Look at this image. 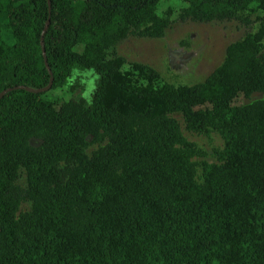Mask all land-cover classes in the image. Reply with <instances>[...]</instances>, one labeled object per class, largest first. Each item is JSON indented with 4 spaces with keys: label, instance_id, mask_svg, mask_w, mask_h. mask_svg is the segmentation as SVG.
<instances>
[{
    "label": "trees",
    "instance_id": "1",
    "mask_svg": "<svg viewBox=\"0 0 264 264\" xmlns=\"http://www.w3.org/2000/svg\"><path fill=\"white\" fill-rule=\"evenodd\" d=\"M160 1L0 0L15 40L0 45V264H264V98L246 103L264 95V15L204 82L159 85L149 66L123 73L116 46L165 36ZM182 1L181 21L264 12ZM75 70L98 76L91 102L33 92ZM174 115L222 138L219 163L198 161Z\"/></svg>",
    "mask_w": 264,
    "mask_h": 264
},
{
    "label": "rangeland",
    "instance_id": "2",
    "mask_svg": "<svg viewBox=\"0 0 264 264\" xmlns=\"http://www.w3.org/2000/svg\"><path fill=\"white\" fill-rule=\"evenodd\" d=\"M185 8L182 0H161L157 6V14L161 18L169 16L171 20L165 36L161 39L129 37L117 44L116 53L125 60L123 73H131L132 65L137 63L154 69L159 75V85L168 83L179 87L202 83L222 64L226 49L242 40L248 33L256 31L264 15L257 4H252L246 12L251 21L250 26L235 21L196 23L180 20L181 12ZM14 43L12 34L3 30L0 45ZM83 49L82 45L75 48L78 53H82ZM133 79L139 84H145L134 73ZM97 81L98 76L93 71L75 70L63 88L45 92L44 96L57 105L72 99L91 102ZM262 98L263 94H254L246 103ZM174 118L180 122L184 136L203 152L204 156L198 161L219 163L218 154L224 148L222 138L214 134L206 136L189 132L185 129L180 115H174ZM19 185L25 186L23 174ZM29 207L26 205L24 210Z\"/></svg>",
    "mask_w": 264,
    "mask_h": 264
},
{
    "label": "water",
    "instance_id": "3",
    "mask_svg": "<svg viewBox=\"0 0 264 264\" xmlns=\"http://www.w3.org/2000/svg\"><path fill=\"white\" fill-rule=\"evenodd\" d=\"M51 85H52V83H50V84L48 85V87H46V88H44V89H41V90H38V91H33V92H37V93H45V92H48V91L51 90Z\"/></svg>",
    "mask_w": 264,
    "mask_h": 264
}]
</instances>
